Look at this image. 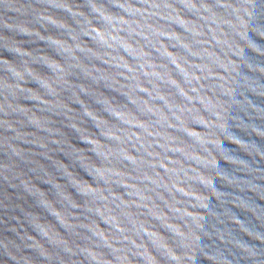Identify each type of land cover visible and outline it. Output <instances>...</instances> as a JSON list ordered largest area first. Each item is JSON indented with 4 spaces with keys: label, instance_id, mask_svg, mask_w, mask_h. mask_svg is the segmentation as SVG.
I'll return each instance as SVG.
<instances>
[{
    "label": "water",
    "instance_id": "water-1",
    "mask_svg": "<svg viewBox=\"0 0 264 264\" xmlns=\"http://www.w3.org/2000/svg\"><path fill=\"white\" fill-rule=\"evenodd\" d=\"M0 264H264V0H0Z\"/></svg>",
    "mask_w": 264,
    "mask_h": 264
}]
</instances>
